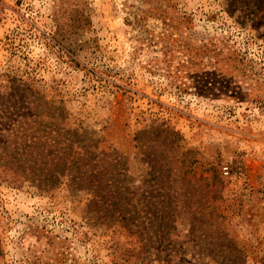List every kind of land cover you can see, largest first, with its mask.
<instances>
[{
    "label": "rangeland",
    "instance_id": "1",
    "mask_svg": "<svg viewBox=\"0 0 264 264\" xmlns=\"http://www.w3.org/2000/svg\"><path fill=\"white\" fill-rule=\"evenodd\" d=\"M244 1L0 0V264H264ZM17 135L40 154L15 162Z\"/></svg>",
    "mask_w": 264,
    "mask_h": 264
},
{
    "label": "trees",
    "instance_id": "2",
    "mask_svg": "<svg viewBox=\"0 0 264 264\" xmlns=\"http://www.w3.org/2000/svg\"><path fill=\"white\" fill-rule=\"evenodd\" d=\"M243 5H248L249 10H252L251 12H252L253 15H259V16H262L264 18V0H245ZM9 139H11V141L9 142L10 144L15 143L14 146L13 147L11 146V149H10L11 150L10 154H11L12 157H15V159L13 158L15 160V162H21L23 159L25 160L26 156L32 157L34 152H38V155L40 154V151H41L40 148H42V146L36 147L37 146L36 145V142H37L36 139H31V141H28L27 138H21V137H19V135H17L13 139H12V137H10ZM19 146L20 147H28L30 150H27L25 152L24 151H19L18 150ZM82 146L84 147L82 142H77V148L74 150L75 151L74 153L77 152L78 147H82ZM5 147L9 150L8 145L5 146ZM87 148H89V145H88V147H86V150H88ZM56 149H58V148H56ZM60 153L61 152H59L57 150H54L53 156L51 157L52 161L56 157H58V155H60ZM63 153H65V152H62V154ZM65 156H66V154L65 155L63 154L62 159H61L64 162H65ZM59 159L55 163V166H58V161H60ZM70 163L71 164H69L65 169L67 170V174L72 175V174H74V172H72L73 168H71V167H74V165H76L78 163V160L77 159L71 160ZM82 168H83V166H82ZM22 171L23 172H19V170H15L13 172V174L14 175H19L21 173V175H23V173H24V175L26 177H29L28 175L31 174V177H34L36 180H38V179L40 180L41 179V181H44L45 179H47V181H54L56 184L60 183V180L59 179L57 180V178L55 180H52L50 178H43V176H47V172L44 171V170H41V171L36 170L35 171L33 169V170H30L29 173L26 170H22ZM55 172H56V175L59 174L58 173L59 171L54 168L53 171H52V175L55 176ZM60 172H61V170H60ZM79 172H80V170L78 168H76V172L75 173L78 174Z\"/></svg>",
    "mask_w": 264,
    "mask_h": 264
},
{
    "label": "built area",
    "instance_id": "3",
    "mask_svg": "<svg viewBox=\"0 0 264 264\" xmlns=\"http://www.w3.org/2000/svg\"><path fill=\"white\" fill-rule=\"evenodd\" d=\"M226 171V170H225Z\"/></svg>",
    "mask_w": 264,
    "mask_h": 264
}]
</instances>
